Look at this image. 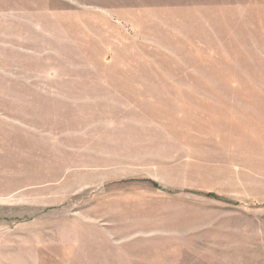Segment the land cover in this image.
Listing matches in <instances>:
<instances>
[{
	"label": "rangeland",
	"instance_id": "374dc122",
	"mask_svg": "<svg viewBox=\"0 0 264 264\" xmlns=\"http://www.w3.org/2000/svg\"><path fill=\"white\" fill-rule=\"evenodd\" d=\"M0 264H264V0H0Z\"/></svg>",
	"mask_w": 264,
	"mask_h": 264
}]
</instances>
